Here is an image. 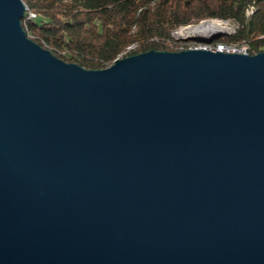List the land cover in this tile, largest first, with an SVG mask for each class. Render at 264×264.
Segmentation results:
<instances>
[{"label": "water", "instance_id": "obj_1", "mask_svg": "<svg viewBox=\"0 0 264 264\" xmlns=\"http://www.w3.org/2000/svg\"><path fill=\"white\" fill-rule=\"evenodd\" d=\"M27 9L0 0V264H264V51L89 69Z\"/></svg>", "mask_w": 264, "mask_h": 264}, {"label": "trees", "instance_id": "obj_2", "mask_svg": "<svg viewBox=\"0 0 264 264\" xmlns=\"http://www.w3.org/2000/svg\"><path fill=\"white\" fill-rule=\"evenodd\" d=\"M28 35L67 62L89 69L150 49L180 50L189 41L173 32L205 19H222L235 30L217 42L264 51V0H24Z\"/></svg>", "mask_w": 264, "mask_h": 264}, {"label": "bare ground", "instance_id": "obj_3", "mask_svg": "<svg viewBox=\"0 0 264 264\" xmlns=\"http://www.w3.org/2000/svg\"><path fill=\"white\" fill-rule=\"evenodd\" d=\"M224 28L217 25L215 23V21L212 20V21H203L200 24L192 26L190 28V30L197 32L200 35H206V34L217 32V31H224ZM233 30H235V28H233ZM178 33L183 34V32H178ZM183 36H186V35H180L179 37H176V36L175 37L177 39L183 40V39H181V37H183ZM213 42L205 45V47L209 46V47H211V49L222 50V51H226V52H228L230 50V52H246L247 53V48L244 45L241 47H237L234 44H225V43H221V42H217L214 44Z\"/></svg>", "mask_w": 264, "mask_h": 264}, {"label": "rangeland", "instance_id": "obj_4", "mask_svg": "<svg viewBox=\"0 0 264 264\" xmlns=\"http://www.w3.org/2000/svg\"><path fill=\"white\" fill-rule=\"evenodd\" d=\"M215 21V23L217 24V25H219V26H221V27H225L224 28V31L225 32H230V31H232L233 30V28H234V26H235V24L234 23H232V22H228V21H226V20H222V19H214V18H210V19H205V20H202V21H200L199 23H197V24H200L201 22H203V21ZM197 24H191V25H188V26H185V27H180V28H178V29H176L174 32H173V35L174 36H176V37H179L180 35H188V34H196L197 32H194V31H191L190 30V28L192 27V26H195V25H197ZM178 32H183V34H180V33H178ZM227 32V33H228ZM183 41H188V40H183ZM189 42H190V44H189V47H193V46H199V47H204V48H208V47H205V45H207V44H210V43H204V42H197V41H194V40H189ZM209 48H211V47H209Z\"/></svg>", "mask_w": 264, "mask_h": 264}, {"label": "built area", "instance_id": "obj_5", "mask_svg": "<svg viewBox=\"0 0 264 264\" xmlns=\"http://www.w3.org/2000/svg\"><path fill=\"white\" fill-rule=\"evenodd\" d=\"M210 49H211V48H210ZM228 52H230V50H229Z\"/></svg>", "mask_w": 264, "mask_h": 264}]
</instances>
